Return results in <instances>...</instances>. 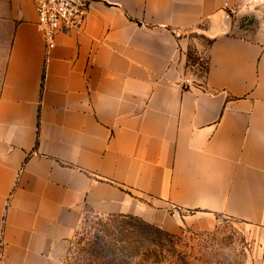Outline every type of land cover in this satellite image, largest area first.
Here are the masks:
<instances>
[{"label": "crops", "instance_id": "obj_1", "mask_svg": "<svg viewBox=\"0 0 264 264\" xmlns=\"http://www.w3.org/2000/svg\"><path fill=\"white\" fill-rule=\"evenodd\" d=\"M36 1L0 0V264H63L87 211L174 235L221 215L264 264V27L242 28L264 0H109L50 52Z\"/></svg>", "mask_w": 264, "mask_h": 264}, {"label": "rangeland", "instance_id": "obj_2", "mask_svg": "<svg viewBox=\"0 0 264 264\" xmlns=\"http://www.w3.org/2000/svg\"><path fill=\"white\" fill-rule=\"evenodd\" d=\"M256 16L243 22L242 28L261 30L264 16ZM196 38L188 67L190 76L200 81L206 75L211 40ZM215 219L207 228L187 226L174 235L137 219L87 211L67 246L63 264H76V249L93 250L92 259L106 264H254L263 246L256 229L221 215Z\"/></svg>", "mask_w": 264, "mask_h": 264}, {"label": "built area", "instance_id": "obj_3", "mask_svg": "<svg viewBox=\"0 0 264 264\" xmlns=\"http://www.w3.org/2000/svg\"><path fill=\"white\" fill-rule=\"evenodd\" d=\"M109 0H37V29L42 35L47 51L57 48L61 35H70L82 29L87 16L97 4H108ZM224 10L231 13L228 3ZM190 80H186L189 84Z\"/></svg>", "mask_w": 264, "mask_h": 264}, {"label": "trees", "instance_id": "obj_4", "mask_svg": "<svg viewBox=\"0 0 264 264\" xmlns=\"http://www.w3.org/2000/svg\"><path fill=\"white\" fill-rule=\"evenodd\" d=\"M117 217L128 218V219H137V218L130 217V216H117ZM117 217H111V218H117ZM137 221L141 222L138 219H137ZM78 246H79V244H78ZM74 255H75L74 260H75L76 264H106L104 262L99 263L98 259H96V260L92 259L93 250L87 251V250H82V249H78V250L76 249ZM105 258H107V257H105Z\"/></svg>", "mask_w": 264, "mask_h": 264}, {"label": "water", "instance_id": "obj_5", "mask_svg": "<svg viewBox=\"0 0 264 264\" xmlns=\"http://www.w3.org/2000/svg\"><path fill=\"white\" fill-rule=\"evenodd\" d=\"M226 16H227V18H230L229 14H227Z\"/></svg>", "mask_w": 264, "mask_h": 264}]
</instances>
